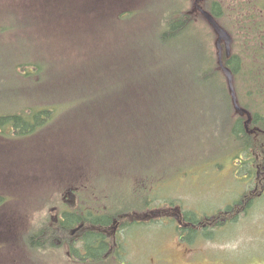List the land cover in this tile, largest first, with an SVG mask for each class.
Masks as SVG:
<instances>
[{
    "label": "rangeland",
    "instance_id": "1",
    "mask_svg": "<svg viewBox=\"0 0 264 264\" xmlns=\"http://www.w3.org/2000/svg\"><path fill=\"white\" fill-rule=\"evenodd\" d=\"M117 1L124 7L137 6L121 9V17L133 16L131 20L111 23L115 15L110 16L107 8L100 10V15H97L94 8L100 4L95 0H0V55L3 59L15 60L22 54H27L31 61L42 54V63L49 66L40 76L51 77L55 82H66V74L70 68L63 67L65 64L81 65L83 73L80 80H85V76L91 80L92 75L96 74L95 67L100 62L102 64L99 68H105L106 74L110 71V80L152 81L151 74H156L152 66L153 58L146 62L145 57L153 53L150 26L156 19L165 17L168 10L177 6L179 0H144L143 3L142 0H109V3ZM63 4L68 7L61 6ZM62 8L64 11H60ZM106 17L109 18L106 20ZM161 28L163 29V25ZM128 45L132 46L128 48ZM129 50L136 52L131 64L122 62L120 67L125 69L124 72L112 73L109 62ZM60 55L67 58L66 63L62 64L56 58ZM141 57L143 60H140ZM53 58L57 59L56 65L50 64ZM169 59L170 56L166 55L164 62L168 63ZM259 65L254 64L255 78L261 77ZM11 69L14 70V66ZM25 69L31 71V67L19 68L18 74ZM9 74L0 66V85L3 86L1 93L5 96L0 104L13 100L12 91L4 89L8 84L18 83L16 87H21L17 91L21 101L16 104L15 110H21L24 103L27 104L25 101H31L34 94H43L46 90L38 88L37 81L41 78L37 73L32 74L30 79H24L25 82L22 83L16 79L15 82L11 80ZM255 83H260V80L252 81L248 86V95ZM152 84L160 85L156 82ZM176 87L185 90L178 89L177 92L169 93L168 96L172 99L169 106L174 108V97L181 95V120L184 121L181 134H172L181 120L161 124L153 117L152 121L154 137L158 132L170 129L164 145L154 143L151 146L150 140L149 147L127 148L124 152L121 148H115L116 144L108 139L103 159L98 162L95 158H88L92 148L88 145V140L82 141L78 134V114L73 112L65 115L67 108L72 109L74 105L57 104L52 107L56 120L49 131L40 132L25 144L14 148H10L12 144L0 146V179L23 178L25 184L20 186H24L23 192L29 197L43 201L55 200L53 195L64 192L65 188L82 186V179H77L78 174L68 168L70 165L65 167L60 163L65 157L70 164L75 156V160L82 162L79 163L83 167L81 177L87 178L83 181V186H89L88 193L99 198L130 195L121 187L122 183L127 182L133 185L134 198L149 190L153 197L158 196L156 204H173L184 213L211 216L225 211L224 208L240 194L246 190L252 191L253 169L237 173L242 169L238 163L226 162L223 167L214 168L213 163L207 162L199 166L197 159L187 160L188 149L192 152L199 151L201 160L204 157H220L228 144L225 134L227 128L219 121L217 101L204 103L201 89L185 80L172 86ZM32 88H35L34 93L27 96L28 90ZM186 92L196 93L193 105L188 108ZM248 97L243 95L242 101L248 103ZM72 99V95H64V101ZM255 101L261 103V99L257 98ZM155 106V102L150 104V112ZM155 112L158 113L159 110ZM75 136L78 137L76 141ZM74 142L78 146L71 149ZM82 142L85 144L79 148ZM184 162L188 168L181 165ZM263 172L261 165L258 168L259 178L263 177ZM238 174L243 183L238 182ZM74 178L76 181H71ZM68 181L69 185L66 183ZM257 186L261 192L260 182ZM258 193L259 191L255 192L250 198H257ZM142 196L143 194H139L138 199ZM246 205L243 201L242 206ZM236 216L237 212L231 213L224 225L205 230L203 235L202 231L200 241L195 244L177 243L174 222H171L173 226L170 222L139 223L140 228L132 232L135 233L133 239L138 243L131 244L132 254L139 253L141 264H148L153 258L154 262L151 264H165V261L172 264H264V198L253 200L247 211ZM226 217L227 215L223 219Z\"/></svg>",
    "mask_w": 264,
    "mask_h": 264
},
{
    "label": "trees",
    "instance_id": "2",
    "mask_svg": "<svg viewBox=\"0 0 264 264\" xmlns=\"http://www.w3.org/2000/svg\"><path fill=\"white\" fill-rule=\"evenodd\" d=\"M179 2L182 4L179 5ZM111 3L108 0L107 9L111 6ZM176 5L173 9L168 10L165 17L156 19L150 26L152 29L151 43L153 45V53L151 54L152 56L147 54L145 57L146 62L153 58L152 66L156 74H151L152 81L110 80V77H112L110 71L106 74L104 72L105 68H99V65L102 64L100 62L96 65V74L92 75L91 80L88 79V76H85V80H80V75L83 73L81 65L73 66L65 64L63 67L70 68L66 74V82H55L50 79L51 77L45 78L43 75L40 76L49 66V64L44 65L42 63V54L34 57L31 61H29L27 54H22L21 57H17L15 60L3 59L0 55V66L4 71L10 72L9 77L11 80L15 82L16 79L22 83L25 82L23 81L24 79H30V77H33L32 74L37 73L41 78V80L37 81L38 88H46L43 94H34L31 101H25L27 104L24 103L25 106L21 110H15L14 107L21 101L17 94V91L21 87H16L18 83L8 84V87L4 86L6 91H12L13 100L6 104H0V146L4 147L12 144L10 148H14L16 145L25 144L40 132L49 131L56 120L54 116L55 110L52 107L62 103L74 105V108H67V111L64 112L65 115L73 112L78 114V134H80L82 141L84 139L88 140V145L92 148L90 154H88V158H95L98 162L101 161L108 139L111 140L110 142L116 144L115 148H121L124 152L129 148L143 149L149 147L150 140L151 146L154 143L164 145L170 129L167 128L166 131H160L154 137L152 135L153 117L161 124H168L172 121L179 122L181 120L182 110L181 102L179 101L181 95L174 97V108H171L169 103H172V99L168 94L177 92L178 89L185 90L180 87L172 88L173 85L185 80L188 84L201 89L204 103L211 104L213 101H217L219 121L223 125H226L227 133L225 134L228 140L224 153L218 158L207 157L205 159L204 157L201 160L198 156L199 151L192 152L188 149L187 160L197 159L199 166L205 165L207 162L213 163L214 168L223 167L226 162L238 163L242 166V169L237 173H242L243 170L249 172L250 168H252L254 172L252 183L259 191L260 188L257 184L260 182L261 185L262 177H258V168L261 166L260 157L264 153L261 151L262 135L256 131L257 129L264 130V118L261 117L264 115V110L261 103L255 101L257 98H261L260 84L255 83L250 88L249 95L248 86L252 81L257 80L259 82L261 79L260 76L255 78L253 71L254 64H259L258 60L260 57L252 58L241 48L240 52L238 50L236 52L237 62L234 63V58L224 59L234 75L239 105L254 117L253 124L247 126L246 118L240 117L233 107L226 77L218 64L212 29L201 18L199 13L192 11V0H179ZM102 9V6L99 5L94 8V11L97 15H100V10ZM60 11H64V9L62 8ZM132 17H124L122 21L131 20ZM108 18L106 17V20ZM114 21H117V19L113 18L111 23ZM161 25H163V29ZM13 28L9 27V29ZM131 46L128 45V48ZM166 55L170 56L168 63L164 62ZM135 56V50H129L124 51L117 59L110 61L112 73L122 74L125 70L120 67L122 62L130 65ZM56 58L62 64L67 61V58L63 55L56 56ZM141 59L143 60V57ZM50 64L56 65L57 59H51ZM12 66H14V70L11 69ZM29 67H31V71L25 69L23 73L18 74L19 68ZM153 82L160 85H154L152 84ZM1 91H3L2 85H0V100L5 98ZM28 91L27 96L29 94L32 95L35 88ZM65 94L72 95L74 99L64 101ZM243 95L249 96L248 99L250 101L248 103L242 101ZM195 97V92H186L187 108L193 105ZM152 102H155L156 106L150 112V104ZM258 104H260V108H258ZM157 109L159 110L158 113L155 112ZM183 123L182 119L172 134L180 135ZM252 129L253 133H251ZM129 136H133V138ZM180 137L182 138V135ZM77 138L75 136L74 141ZM117 138H120V140ZM91 142L96 145H93ZM84 144L82 142L79 148ZM77 146L76 142H74V145L70 148L75 149ZM75 159L76 157L74 156L69 164L65 157H63L60 163L65 167L70 165L68 168L73 169V173L78 174L76 176L77 179H82L83 183L87 178L81 177L83 167L79 163L82 162ZM1 160L3 161L4 158H1ZM181 165L185 166V168L189 167L186 162ZM236 177L239 183H243L239 174ZM125 179H127V176ZM121 187L125 193H130V195L123 194L121 196L117 195L114 198L109 196L102 199L94 194H89V186L86 187L82 184L81 187H78L80 201L81 203L84 202V204L88 202V206L98 207L103 212L100 216L101 219L132 214L142 217L149 212H163V214H166L164 211L169 206H164L160 203L156 204L158 196L155 195L153 197L148 188L146 189L148 191L139 193L143 194V196L141 199H138L139 194H137L136 198L133 197L132 183L128 184L124 182ZM248 191L246 190L242 195L240 194L241 196L239 195L238 198H235L228 204L224 208L225 211H220L211 216H207L206 214L200 216L198 213L191 214L185 212L184 215L188 224L187 233H189V237L194 236L193 239H187L186 241L189 244H195L200 241L202 231L203 235L205 230L221 226L224 223L223 218L225 215H227L225 220L228 221L231 213L237 212L238 216V213L247 211V205H242L243 201L246 202L245 197ZM49 205L51 203L47 206ZM103 205L106 210L103 209ZM170 206L171 209L175 208L173 204ZM79 220L82 221L77 215V221L80 223ZM163 220L164 218H159L157 223ZM49 231V227L45 226V232ZM176 233H181V231H176Z\"/></svg>",
    "mask_w": 264,
    "mask_h": 264
},
{
    "label": "flooded vegetation",
    "instance_id": "3",
    "mask_svg": "<svg viewBox=\"0 0 264 264\" xmlns=\"http://www.w3.org/2000/svg\"><path fill=\"white\" fill-rule=\"evenodd\" d=\"M95 2L103 10L108 6V0ZM121 6L117 1L109 8ZM201 6L205 10L211 9L207 11L218 24H228L226 31L233 40L229 58H234V63L237 62L236 52L241 48L252 58L260 57V99L264 110V0H203ZM256 132L262 135L261 151L264 153V130L257 129ZM260 161L264 170V154ZM24 180L20 177L0 179V190H17L25 184ZM75 189L70 187L65 193L53 195L56 199L47 206V214L40 200L29 197L24 189L0 193V264H141L139 253L133 251V255L131 251V244H138L132 232L138 229L139 219L148 216L145 219L155 222V212L138 219L133 214L101 219L103 212L98 207L88 206V202L81 203ZM70 190L76 196L75 202L69 201ZM260 196L264 198V172ZM77 215L82 219L80 223ZM165 215L179 224L175 230L181 231L175 236L177 243L189 244L186 240L194 236L189 237L187 233L184 213L170 210ZM45 226L50 229L47 233ZM149 262H154V258ZM165 264L172 263L165 261Z\"/></svg>",
    "mask_w": 264,
    "mask_h": 264
},
{
    "label": "water",
    "instance_id": "4",
    "mask_svg": "<svg viewBox=\"0 0 264 264\" xmlns=\"http://www.w3.org/2000/svg\"><path fill=\"white\" fill-rule=\"evenodd\" d=\"M200 1H202V0H196V3L200 2ZM196 8L199 9V11L204 15V17L206 18L208 23L213 27L214 31L216 32V34L218 36V39H217L215 44H216V48L218 50V64H219L220 70L223 72V74L225 75V77L227 79V84H228L229 92H230V95H231V99H232V103H233L235 111L241 116H243L244 112H245L247 114V117H248L247 123L249 124L251 122V115L248 112H246L243 109H241L240 106L238 105L236 91H235L234 83H233V74H232L231 70L226 66V64L223 61L222 43L225 44L226 56H227V58H229L230 55H231L232 38L226 31H224L214 21V19H213V17L211 15H209L208 13L202 11V9L199 7L198 3L196 5ZM68 196H69V201L70 202L71 201L72 202L76 201L75 194H74V192L72 190L69 191Z\"/></svg>",
    "mask_w": 264,
    "mask_h": 264
}]
</instances>
